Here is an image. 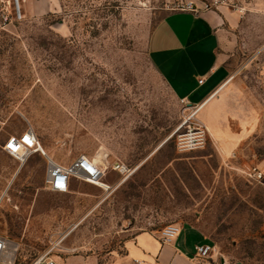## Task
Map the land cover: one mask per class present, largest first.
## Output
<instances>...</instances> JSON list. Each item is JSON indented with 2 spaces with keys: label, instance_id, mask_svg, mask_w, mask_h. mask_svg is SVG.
Wrapping results in <instances>:
<instances>
[{
  "label": "rangeland",
  "instance_id": "rangeland-1",
  "mask_svg": "<svg viewBox=\"0 0 264 264\" xmlns=\"http://www.w3.org/2000/svg\"><path fill=\"white\" fill-rule=\"evenodd\" d=\"M183 2L55 0L54 12L0 34V235L18 244L21 263L50 252L59 264H137L127 257L124 226L192 224L230 264H264V177L247 175L264 174V9L250 0L234 45L222 48L240 92L227 112L236 118L224 122L254 119L255 129L232 164L217 156L209 164L212 143L179 150L186 103L148 53L153 28ZM28 129L63 165L103 155L105 175L116 165L132 170L130 206L113 194L96 208L95 196L48 190L47 157L20 164L3 150L10 135Z\"/></svg>",
  "mask_w": 264,
  "mask_h": 264
},
{
  "label": "crops",
  "instance_id": "crops-1",
  "mask_svg": "<svg viewBox=\"0 0 264 264\" xmlns=\"http://www.w3.org/2000/svg\"><path fill=\"white\" fill-rule=\"evenodd\" d=\"M22 1L25 17L42 18L55 11V0ZM186 1H193L200 6L215 2ZM238 1L237 8L220 5L198 14L179 10L168 11L153 28L148 41L151 61L178 97L186 104L202 105L201 109L206 106L200 110L198 118L207 124L209 143H212L217 151L214 155L204 157L209 164H212L211 160L216 156L223 164H232L236 146L255 129L254 119L243 118L237 127L224 122L227 112L230 111L232 98L237 97L240 92L237 83H232V63L222 48L227 42L234 45L231 44L232 38L236 36L235 32L240 26L242 16L254 9L250 0ZM255 1L264 9L260 0ZM2 31L4 30L0 26V34ZM200 79L204 80L202 85L199 84ZM229 116L236 118L234 113ZM40 145L45 155L53 158V149L44 147L42 143ZM77 158L66 165H70ZM110 173L111 176H108ZM135 177L136 175H126L118 169H112L109 174L104 173L102 178L109 186L108 189L98 187L97 191L93 192L82 186L80 181L71 180L69 192L86 199L95 196L96 208L104 206L107 196L111 194L119 200L118 205L130 206V192L136 188ZM177 226L180 232L167 243L161 240L160 233L163 229L135 231L134 226H124V247L129 261L137 264H230L223 255L218 257L216 254L209 262L199 258L196 255L197 246L214 244L207 241L205 234L192 224Z\"/></svg>",
  "mask_w": 264,
  "mask_h": 264
},
{
  "label": "built area",
  "instance_id": "built-area-1",
  "mask_svg": "<svg viewBox=\"0 0 264 264\" xmlns=\"http://www.w3.org/2000/svg\"><path fill=\"white\" fill-rule=\"evenodd\" d=\"M264 6V0H260ZM220 5L237 8L238 0H215L211 5L200 6L193 1H186L180 4L175 10L192 12L198 14L201 11H208ZM25 19L22 0H0V26L5 30L10 24L20 22ZM204 83L203 79L199 84ZM185 103L184 101H182ZM186 118L176 130L177 145L182 152H195L204 150L209 143V132L206 125L198 118L202 105L185 104ZM39 140L32 129H28L21 134L9 136L4 143L3 150L9 156L15 158L20 164H24L35 153H41L47 157V170L45 183L48 190L54 193L65 194L70 191L71 180H77L89 184L102 181L103 172L88 157L79 156L70 165H63L53 158L46 156L42 151H38ZM117 169L126 175H130L132 170L125 166H118ZM253 180H262L264 174L257 169L247 172ZM180 228L177 225H169L161 231L163 243L170 242L178 235ZM20 247L3 235H0V264H21L19 261ZM217 254L215 245H203L196 247V255L209 262ZM25 264H59L52 257L50 252L42 253Z\"/></svg>",
  "mask_w": 264,
  "mask_h": 264
},
{
  "label": "bare ground",
  "instance_id": "bare-ground-1",
  "mask_svg": "<svg viewBox=\"0 0 264 264\" xmlns=\"http://www.w3.org/2000/svg\"><path fill=\"white\" fill-rule=\"evenodd\" d=\"M38 151H42L43 153L45 152V151H43V149H42V146L40 145V142H39V148H38ZM45 154V153H44ZM104 156L103 155H98V157H96V158H94L93 160H91L95 165H97V166H99L100 168H101V170H102V172L104 171V170H106V168H107V163L104 161ZM106 160V159H105ZM119 165H116L115 166V169H117V167H118ZM105 172H103V174H104ZM93 185H95V186H98V187H100V188H105V189H108L109 188V186L107 185V184H105L103 181H100V182H98V183H94Z\"/></svg>",
  "mask_w": 264,
  "mask_h": 264
},
{
  "label": "trees",
  "instance_id": "trees-1",
  "mask_svg": "<svg viewBox=\"0 0 264 264\" xmlns=\"http://www.w3.org/2000/svg\"><path fill=\"white\" fill-rule=\"evenodd\" d=\"M35 257H36V256H35ZM35 257H34V258H35ZM32 259H33V258H32ZM32 259H30V260H28V261H25L24 263H21V262H20V263H21V264H25V263L30 262ZM19 261H20V260H19Z\"/></svg>",
  "mask_w": 264,
  "mask_h": 264
}]
</instances>
